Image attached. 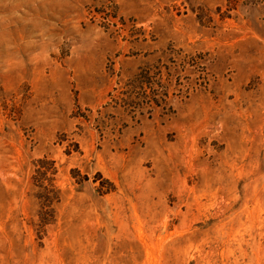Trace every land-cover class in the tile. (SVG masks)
Returning a JSON list of instances; mask_svg holds the SVG:
<instances>
[{
	"label": "rangeland",
	"instance_id": "374dc122",
	"mask_svg": "<svg viewBox=\"0 0 264 264\" xmlns=\"http://www.w3.org/2000/svg\"><path fill=\"white\" fill-rule=\"evenodd\" d=\"M0 264H264V0H0Z\"/></svg>",
	"mask_w": 264,
	"mask_h": 264
}]
</instances>
